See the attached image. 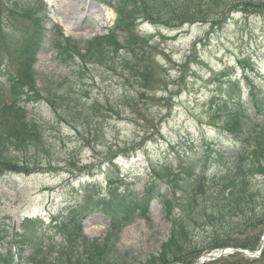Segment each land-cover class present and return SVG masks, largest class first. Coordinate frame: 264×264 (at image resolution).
<instances>
[{"label":"rangeland","instance_id":"1","mask_svg":"<svg viewBox=\"0 0 264 264\" xmlns=\"http://www.w3.org/2000/svg\"><path fill=\"white\" fill-rule=\"evenodd\" d=\"M43 2L42 7L37 0H0V62L11 71L35 68L39 85L46 88L70 71L55 60L53 48L44 44L52 34L51 26L58 25L66 35L85 41L106 33L115 14L98 0ZM235 7L226 12L225 22L214 28L202 23L172 31L146 23L137 26L134 34L141 46L153 53L152 73L160 83L146 90L144 96L138 95L133 104L125 101L130 105L126 106L119 100H131L135 94L127 83L121 84L120 76L94 66L84 69L77 76L78 90L86 96L87 105L95 103L96 112L90 124L78 131L60 122L61 117L43 102L27 105L28 117L45 125L43 141L49 153L45 156L37 151L35 162L41 165L35 170L23 165L16 172L0 173V256H11L7 259L16 264L19 255L27 254V244L36 243L38 231L49 235L52 227H57L50 223L52 216L63 214L62 218L69 219L86 195L104 194L108 187L122 198L123 194H141L155 178L151 166L173 161L176 153L192 154L207 142L226 156L233 155L232 136L226 133L217 137L210 124L223 117L214 115L210 98L226 96L225 88L233 89L232 95L237 98L235 103L226 99V120L230 115L236 118V114H230L233 108L254 117L247 96L253 86L252 94L260 98V115L254 118L264 124V12L255 8L245 12L241 3ZM12 12L18 14L17 22L10 17ZM42 18L44 28L39 33ZM149 39L153 47L148 46ZM228 77L233 78L230 82L241 83L243 90L239 92L235 84L222 85L228 83ZM4 80L0 78V85ZM6 118L2 115L0 121L3 133L9 129ZM258 181L261 178H253V182ZM84 214L76 218L81 223L73 219L83 233L89 238L103 236L108 226L106 218L96 208H87ZM261 230L263 235L264 222L256 233ZM168 231L160 200L155 199L145 217H137L121 229L117 252L129 261L144 260L158 252ZM213 235L214 231H206L200 238L213 243ZM237 237L231 238L232 245L223 248L225 252L215 264H264V257L255 255L260 241L254 249H246L233 246L240 242ZM211 253L218 255L220 250ZM203 258L207 259L206 254Z\"/></svg>","mask_w":264,"mask_h":264},{"label":"trees","instance_id":"2","mask_svg":"<svg viewBox=\"0 0 264 264\" xmlns=\"http://www.w3.org/2000/svg\"><path fill=\"white\" fill-rule=\"evenodd\" d=\"M37 1L43 7L42 1ZM99 1L112 7L116 13L113 25L105 34L80 42L65 37L57 28L56 34L49 37L48 44L56 52V61L63 67H71L61 80L43 88L33 67H17L11 71L0 62V72H5L7 77V85L0 87V121L4 115L9 124L8 132L0 131V173L16 172L23 165L34 170L41 165V162H35L37 151L44 152L45 156L49 153L43 141L46 128L34 119H28L26 104L44 102L56 116L61 117L60 122L70 124L76 131L90 124L96 112L95 103L87 105L86 96L78 90L77 83V76L79 78L84 69L94 66L120 76L121 84L127 83L135 94L131 100H119L126 106L130 105L125 101L133 104L138 95L144 96L146 90L160 83L152 73L153 53L145 50L134 34L138 25L149 23L179 28L199 22L214 28L225 22L226 12L237 8L238 3L245 6L241 8L245 12L249 8L264 12V0ZM17 16L15 12L10 15L15 22ZM43 20L38 23L39 33L44 28ZM35 39L39 41L38 37ZM148 46L153 47L154 43L150 40ZM228 80L226 84H235L233 86L240 92L239 82ZM253 90L251 86L249 93L252 94ZM225 91L224 97L210 98L214 115H223L218 123L210 121V124L217 137L226 133L235 137L233 155L226 156L224 151L202 142L199 151L184 156L176 153L172 162L166 160L158 166L154 163L151 168L155 179L142 196L122 198L110 190L106 199H88V203L104 202L111 208L112 225L103 238L88 239L81 234L73 219L64 220L57 229L60 237L45 242L38 233L39 242L28 245L29 248L26 246L28 254L20 257V264H192L202 252L232 245L230 240L233 236L240 239L233 246L254 249L262 234V230L256 233L258 225L264 222V125L252 121L237 108L230 113L236 114V118L230 115L226 120V99L233 103L236 97L234 93L232 95L233 89ZM122 98H125V93ZM209 119L213 121L212 115ZM144 120L152 123L145 117ZM255 177L261 181L253 182ZM160 184L166 191L162 204L169 222L168 236L156 254L145 260L134 258L129 261L117 253L119 230L132 220L135 211L144 212L149 199L160 194ZM206 231H214L213 243L200 238ZM260 257H264V249ZM4 260L0 256V264ZM215 263L216 260L204 264Z\"/></svg>","mask_w":264,"mask_h":264},{"label":"water","instance_id":"3","mask_svg":"<svg viewBox=\"0 0 264 264\" xmlns=\"http://www.w3.org/2000/svg\"><path fill=\"white\" fill-rule=\"evenodd\" d=\"M263 246V245H262Z\"/></svg>","mask_w":264,"mask_h":264}]
</instances>
